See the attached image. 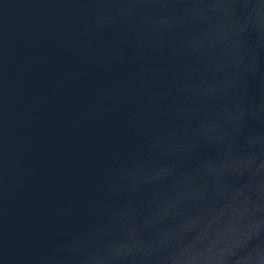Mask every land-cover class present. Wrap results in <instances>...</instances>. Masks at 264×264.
<instances>
[{
    "label": "water",
    "instance_id": "water-1",
    "mask_svg": "<svg viewBox=\"0 0 264 264\" xmlns=\"http://www.w3.org/2000/svg\"><path fill=\"white\" fill-rule=\"evenodd\" d=\"M0 264H264V0H0Z\"/></svg>",
    "mask_w": 264,
    "mask_h": 264
}]
</instances>
